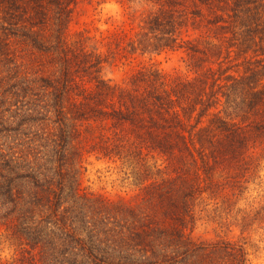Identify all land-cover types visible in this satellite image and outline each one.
<instances>
[{"label": "rangeland", "instance_id": "obj_1", "mask_svg": "<svg viewBox=\"0 0 264 264\" xmlns=\"http://www.w3.org/2000/svg\"><path fill=\"white\" fill-rule=\"evenodd\" d=\"M9 1L0 0V264H156L132 248L133 229L175 255L170 264H236L239 248L241 264H264V141L251 131L238 159L206 175L176 136L141 137L96 91L102 80L127 89L159 80L157 90L182 92L194 78L186 47L124 48L150 4L70 0L65 15L44 0V22L34 14L16 26ZM243 116L262 123L264 106Z\"/></svg>", "mask_w": 264, "mask_h": 264}, {"label": "trees", "instance_id": "obj_2", "mask_svg": "<svg viewBox=\"0 0 264 264\" xmlns=\"http://www.w3.org/2000/svg\"><path fill=\"white\" fill-rule=\"evenodd\" d=\"M145 1L150 4V10L142 17L124 48L129 52L152 56L186 47L185 53L198 63L192 65L195 67L194 78L182 83L185 86L182 92L157 90L154 83L159 80H151L152 85L146 84L145 88L132 86L130 89L110 86L102 80L95 83L96 91L106 94V103L112 107L110 115L138 127L141 137L147 138L148 135L155 138L157 130L163 135L176 136L190 159L194 162L199 160L204 174L208 175L212 162L238 159L244 149H248L247 137L252 132L254 137L264 141V122L257 123L243 116L249 110L264 106V0ZM43 2L10 0L7 2L9 23L17 26L34 14H38L44 22ZM46 2L60 13L67 15L70 12V0ZM190 29L198 31L205 48L200 47V39L183 38L182 33ZM214 39L217 41L214 42ZM258 53L263 57L258 58ZM82 55L88 53L84 51ZM94 55L99 59L98 54ZM212 64L217 67H212ZM232 65L236 69L234 73H228ZM215 71L220 73L215 76ZM188 87L190 90L183 93ZM57 94L62 96L61 87ZM196 105H199L198 110ZM123 112H132L137 117ZM192 112H199L194 124L190 123ZM206 114L210 116L206 124L201 125V118ZM131 234L129 238L135 239L132 248L139 251L148 248L146 252L155 255L156 264H170L176 259L165 248L153 246L146 233L133 229ZM233 248L232 244L226 243L223 250L235 256L229 251ZM199 249H184L179 257L182 259L185 254ZM242 261L244 263L245 259L239 248L236 264Z\"/></svg>", "mask_w": 264, "mask_h": 264}]
</instances>
